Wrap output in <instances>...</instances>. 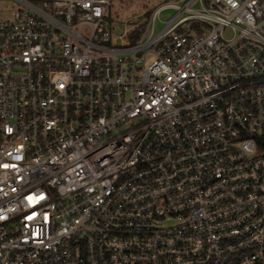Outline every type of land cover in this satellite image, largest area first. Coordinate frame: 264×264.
<instances>
[{
  "label": "built area",
  "instance_id": "built-area-1",
  "mask_svg": "<svg viewBox=\"0 0 264 264\" xmlns=\"http://www.w3.org/2000/svg\"><path fill=\"white\" fill-rule=\"evenodd\" d=\"M113 1L0 0V264H264V0Z\"/></svg>",
  "mask_w": 264,
  "mask_h": 264
},
{
  "label": "rangeland",
  "instance_id": "rangeland-1",
  "mask_svg": "<svg viewBox=\"0 0 264 264\" xmlns=\"http://www.w3.org/2000/svg\"><path fill=\"white\" fill-rule=\"evenodd\" d=\"M161 0H115L110 6L108 16L112 22V28L117 35L124 34L125 30L131 31L136 23L146 21L148 13L152 11L154 6ZM174 10L166 9L161 14L162 20H168ZM164 23L158 21L156 24V30L163 27ZM128 36L124 35V39ZM118 42H122L118 39Z\"/></svg>",
  "mask_w": 264,
  "mask_h": 264
}]
</instances>
